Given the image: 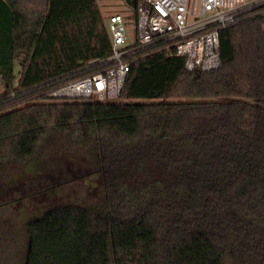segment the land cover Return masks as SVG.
<instances>
[{
	"label": "trees",
	"instance_id": "trees-1",
	"mask_svg": "<svg viewBox=\"0 0 264 264\" xmlns=\"http://www.w3.org/2000/svg\"><path fill=\"white\" fill-rule=\"evenodd\" d=\"M101 3L0 0V169L99 194L30 219L23 264H264V3L221 29L218 68L149 47L118 100L51 96L105 70Z\"/></svg>",
	"mask_w": 264,
	"mask_h": 264
},
{
	"label": "built area",
	"instance_id": "built-area-1",
	"mask_svg": "<svg viewBox=\"0 0 264 264\" xmlns=\"http://www.w3.org/2000/svg\"><path fill=\"white\" fill-rule=\"evenodd\" d=\"M121 1L128 13L109 11L106 15L110 53L89 63H102L105 70L61 86L51 96L118 100L130 71V58L149 47L174 49L176 55L185 58L187 70L218 68L222 63L221 29L243 10L264 3V0H137L135 4Z\"/></svg>",
	"mask_w": 264,
	"mask_h": 264
},
{
	"label": "rangeland",
	"instance_id": "rangeland-1",
	"mask_svg": "<svg viewBox=\"0 0 264 264\" xmlns=\"http://www.w3.org/2000/svg\"><path fill=\"white\" fill-rule=\"evenodd\" d=\"M101 5L105 18L109 11L128 13L121 0H104ZM4 88L0 78V93ZM18 168L20 165L12 164L0 169V264H23L28 240L27 222L50 205L93 203L99 199L98 188L92 182L72 181L60 188L47 189L59 183L60 178H49L38 171L37 177L30 179L27 175L28 178L16 180L11 173L18 174Z\"/></svg>",
	"mask_w": 264,
	"mask_h": 264
}]
</instances>
